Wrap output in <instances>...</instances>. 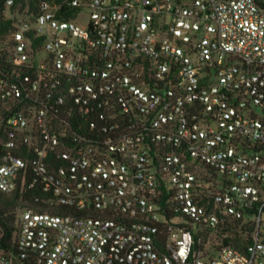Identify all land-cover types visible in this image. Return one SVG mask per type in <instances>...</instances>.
Instances as JSON below:
<instances>
[{"label": "built area", "instance_id": "1", "mask_svg": "<svg viewBox=\"0 0 264 264\" xmlns=\"http://www.w3.org/2000/svg\"><path fill=\"white\" fill-rule=\"evenodd\" d=\"M0 192V264H264V0L0 1Z\"/></svg>", "mask_w": 264, "mask_h": 264}, {"label": "trees", "instance_id": "2", "mask_svg": "<svg viewBox=\"0 0 264 264\" xmlns=\"http://www.w3.org/2000/svg\"><path fill=\"white\" fill-rule=\"evenodd\" d=\"M3 2V0H0ZM17 1H25V0H17ZM38 0H27L31 8L36 5ZM36 7V6H35ZM36 192V191H35ZM32 191L27 193V196H31ZM17 197L15 196H8L0 192V222L2 223L3 227L8 230L9 237L12 236V232L14 230V220L15 214L13 210L17 207ZM240 239V238H239Z\"/></svg>", "mask_w": 264, "mask_h": 264}, {"label": "rangeland", "instance_id": "3", "mask_svg": "<svg viewBox=\"0 0 264 264\" xmlns=\"http://www.w3.org/2000/svg\"><path fill=\"white\" fill-rule=\"evenodd\" d=\"M87 18V17H86ZM79 21L82 23V24H85V18H80ZM17 212V207L14 208L13 210V213L15 214ZM263 219H264V214H263Z\"/></svg>", "mask_w": 264, "mask_h": 264}]
</instances>
